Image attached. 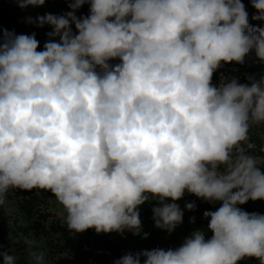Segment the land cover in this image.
<instances>
[{"label":"clouds","instance_id":"1","mask_svg":"<svg viewBox=\"0 0 264 264\" xmlns=\"http://www.w3.org/2000/svg\"><path fill=\"white\" fill-rule=\"evenodd\" d=\"M250 2L252 19L264 21V0ZM68 3L64 15L28 18L52 29L43 50L35 33L0 29V205L10 190L40 189L72 232L140 235L139 206L154 199L155 227L171 233L187 192L221 202L204 212L206 229L114 264H264V215L238 207L264 200V155L252 154L249 137L264 124V75L212 83L222 63L244 64L253 52L264 63V27L249 23L241 0ZM85 3L90 14L77 17ZM12 239L28 246V264H49L34 240Z\"/></svg>","mask_w":264,"mask_h":264},{"label":"rangeland","instance_id":"2","mask_svg":"<svg viewBox=\"0 0 264 264\" xmlns=\"http://www.w3.org/2000/svg\"><path fill=\"white\" fill-rule=\"evenodd\" d=\"M12 2L16 4L15 0H0V29L14 31L16 34L31 35L35 33L36 39H40V46L43 50L39 27L28 22V18L34 20V11L37 7L23 8V16L19 19L11 9ZM84 16L88 15L85 14ZM248 19L252 26H259L252 19L251 13L248 14ZM116 61L120 63L118 59ZM226 66L228 67V77H238L239 83H250L249 76L259 79L260 76L264 75V63L255 57L254 52L245 58L244 64L231 65L229 63ZM249 137L250 141L256 145V148L251 150L252 154L264 155V152H261V149H264V124L252 125L249 130ZM17 192V189L10 190L5 203L1 205L9 216L10 239L8 242L0 241V252L16 255L18 258L17 264H28L29 252L28 246L23 241L20 243L13 242L12 237L19 235L34 240L36 242L35 250L43 251L49 264H114L116 260L129 252L136 253L144 249H155L156 244H159V248L165 250L178 248L193 231L207 228V225L203 227L197 225L196 219L192 215H187L185 225L178 224L171 233L155 227L152 209L158 206V201L153 199L139 206L142 224L140 235H133L131 231L127 230L123 234L96 232L97 235H91L87 234V231L75 233L70 231L63 222L66 213L55 196L51 192L40 190L39 192L44 196V204L40 207L41 213H38L41 217L36 221H39V225H44L46 229H36L32 225V220L26 219L19 211L16 198ZM199 200L200 198L185 192L183 198L176 201V203L183 213H188V209L185 207L186 204ZM165 202L171 203L172 201L167 200ZM251 204L256 207L259 214L264 215V200H251ZM51 222L58 224L62 230L54 232L48 229V224ZM144 233H148L147 238H144ZM103 239L111 241L119 254L104 249ZM114 255L117 256L114 257ZM246 262L249 264V261L246 260ZM0 264H3L2 256H0Z\"/></svg>","mask_w":264,"mask_h":264},{"label":"trees","instance_id":"3","mask_svg":"<svg viewBox=\"0 0 264 264\" xmlns=\"http://www.w3.org/2000/svg\"><path fill=\"white\" fill-rule=\"evenodd\" d=\"M242 3H244L245 8H249L250 9V13L251 16L253 17L254 15H257V10L252 6L250 0H241ZM65 4L66 7H69V3L68 0H65ZM70 8V7H69ZM11 9L13 11V13L17 16V18L21 19V17L23 16L22 14V8L16 3L14 4L12 2L11 5ZM79 13H81L82 15H89L90 14V4L85 3L81 8H79L77 10ZM256 23H258L259 27H264V21H259V20H255ZM41 37V36H40ZM39 41V48L38 50H42L41 46H40V39L38 38ZM111 64L115 65L117 64L116 60H112L110 61ZM231 65L236 64L235 62L230 63ZM232 72V71H230ZM18 192L16 193V198H17V206L19 211L21 212V214L26 218V219H30L32 220V225L34 228L36 229H40L42 228V230H45L46 227L44 225H39V221L38 218L41 217V215H38V213L40 211V207L42 206V204H44V196L39 192L40 189H33L32 191H22L17 189ZM190 203H194L195 204V209L192 211L188 210V213H183V220H182V225H185V221L187 218V215H192L195 217L196 219V223L197 225H199L200 227H203L204 225H207L209 222L210 218H205L204 217V212L205 211H215L216 209H218L221 206V202H208V201H204L202 199H200L199 201H191ZM238 207H240L242 210L247 211L249 213H258L256 207L254 205L251 204V200H249L247 203L243 204V205H238ZM48 229L54 231V232H60L61 227L56 224V223H49L48 224ZM87 234H91V235H97L95 229H89L87 230ZM211 232H207L206 233V239L211 237ZM10 239V220H9V216L7 215V213L5 212V210L3 209V207L0 205V241L2 242H8ZM102 244L104 249L106 250H112L114 254H119L118 251H116V248L114 246V244L107 240V239H103L102 240ZM146 250V249H144ZM117 256V255H116ZM114 255V257H116ZM247 261H249V264H259V261L256 260L255 258H245L239 261L238 264H247ZM141 264H143V258L141 261Z\"/></svg>","mask_w":264,"mask_h":264},{"label":"built area","instance_id":"4","mask_svg":"<svg viewBox=\"0 0 264 264\" xmlns=\"http://www.w3.org/2000/svg\"><path fill=\"white\" fill-rule=\"evenodd\" d=\"M245 9H246L247 13L249 14L250 10L247 7ZM71 10H72L71 8L66 7L65 0H46L45 4L43 6H39L35 9L34 20L36 17L44 16L47 13H51V14L59 16V15H64ZM75 14L77 15V17H83V15L81 13H79L78 11H76ZM72 27H73V31L75 32L74 25ZM50 31H52V29L48 25H45L44 27H39L40 36L42 38V46H44L45 42L49 40L47 33ZM57 42H58V38H57ZM227 68L228 67L226 66V64L222 63V66L214 73L213 79H212V83L214 85L218 86L221 83V75L222 74L224 76H228ZM255 148H256V145H255ZM260 167H261V171L264 172V165H261ZM155 247L159 248V244H156Z\"/></svg>","mask_w":264,"mask_h":264}]
</instances>
